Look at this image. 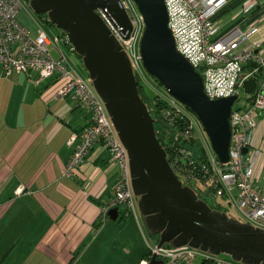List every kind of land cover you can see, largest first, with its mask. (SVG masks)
Returning a JSON list of instances; mask_svg holds the SVG:
<instances>
[{"label": "built area", "instance_id": "2783aa9c", "mask_svg": "<svg viewBox=\"0 0 264 264\" xmlns=\"http://www.w3.org/2000/svg\"><path fill=\"white\" fill-rule=\"evenodd\" d=\"M121 1L134 25L129 37L125 36L123 28L107 9L100 8L97 12L129 54L138 81L146 85L149 84L147 74L150 76V73L143 64L140 51L145 24L134 0ZM165 1L177 47L202 75L207 96L212 100L236 97L230 117V160L221 163L209 135L207 141H202L195 134V126L201 122L197 114L169 92L156 95L165 104V122L176 126L179 129L176 134L186 140L200 139L205 151L204 161H201L195 158L193 150L173 147L169 157L171 165L183 183L193 187L201 197L215 203L232 217L264 228V182L256 171L259 150L251 149L253 133L259 119L264 117V37L253 38L260 31L264 17L246 29L233 28L219 35L214 17L230 0ZM29 2L0 0V66L7 76L14 72H35L40 79L58 76L64 82L58 96H73L90 113L89 122L67 140V144L74 147V152L66 174L76 176L92 149L103 143L110 152L109 161L116 163L120 170L114 204L138 211L129 153L103 100L89 76H84L62 49L61 41L70 45L67 34L51 35L40 20L35 19L36 30L22 21L20 12ZM257 5L258 0H246L240 12L248 13ZM251 63L255 66L248 71L247 66ZM260 70L259 91L249 102L244 86L247 79ZM181 120L187 123L184 128ZM108 210V207L104 210L105 216ZM150 248L149 256L141 264H150L155 256L162 261L159 264H191L197 258L211 263L215 261L216 264H244L229 256H216L189 246L175 248L155 244Z\"/></svg>", "mask_w": 264, "mask_h": 264}, {"label": "water", "instance_id": "95a60500", "mask_svg": "<svg viewBox=\"0 0 264 264\" xmlns=\"http://www.w3.org/2000/svg\"><path fill=\"white\" fill-rule=\"evenodd\" d=\"M145 29L140 41L143 64L165 89L202 121L221 163L230 160V117L236 97L210 99L204 79L180 52L165 0H134ZM69 37L128 150L133 191L145 225L158 247L189 246L244 264H264V228L212 207L171 165L148 102L140 93L133 63L123 45L97 12L107 9L126 37L133 22L121 0H30ZM248 149H245L247 151ZM117 220L119 206L108 210ZM156 256L150 264H159Z\"/></svg>", "mask_w": 264, "mask_h": 264}, {"label": "crops", "instance_id": "0c3cea01", "mask_svg": "<svg viewBox=\"0 0 264 264\" xmlns=\"http://www.w3.org/2000/svg\"><path fill=\"white\" fill-rule=\"evenodd\" d=\"M245 1L230 0L215 15L219 35L246 29L264 17V0L241 13ZM30 17L24 11L22 21L27 25ZM262 22L254 39L264 37ZM63 44L73 51L61 41L63 50ZM63 83L58 76L40 79L35 72L7 76L0 66V264H128L119 259L134 252L130 229H135L137 243L143 217L139 209L133 212L124 205H119L117 220L104 215L107 207L117 206L120 170L109 161L103 143L92 149L76 176L66 174L74 152L67 140L89 122L90 113L73 96H58ZM260 119L251 149L259 150L262 162ZM146 250L144 246L138 258Z\"/></svg>", "mask_w": 264, "mask_h": 264}, {"label": "rangeland", "instance_id": "374dc122", "mask_svg": "<svg viewBox=\"0 0 264 264\" xmlns=\"http://www.w3.org/2000/svg\"><path fill=\"white\" fill-rule=\"evenodd\" d=\"M23 11L20 12V17L22 18V14L25 12L30 13V16L33 18H31L30 20H28L26 23L27 25L32 26L31 28L36 30L38 28V25L35 22V19L38 21H43L42 18L40 17L39 14H37L36 12H34V10L31 8L30 4H27L26 7L24 9H22ZM230 19V15H228L227 17H224L221 21L220 24L223 26L225 23L228 22V20ZM43 27L51 34H58L59 32H61L62 29L58 28L56 25L53 24H48L46 22H42ZM63 48L65 53L67 54V56L69 57V59L71 60V62L74 64V66L84 75V76H88V71L85 68L84 64H83V60L80 58V56L77 54V52H75L74 50L72 51L69 47H67L66 45L63 44ZM147 80L149 82V84L146 83V86L148 88V92L151 96L152 101L154 100V97H156L155 95H160L161 93H167L168 91L165 89V87L160 84L159 80L156 79L154 76H150L147 74ZM244 94L242 93V96ZM175 97V96H174ZM156 102V101H155ZM155 102L153 104H155ZM164 108H165V104H164ZM163 108V104H162V109ZM190 108V107H189ZM200 119V118H199ZM264 119V117L262 118ZM260 119V120H262ZM202 122V121H201ZM200 121L197 122L196 124V136H198L202 141H207L208 139V134L205 132V129L203 127V123H201ZM264 125V124H261ZM200 142V139L195 138ZM260 159H257V165H256V171L257 173L260 174V179L262 180V182H264V161H259ZM258 163H260V165L258 166ZM142 218V215H141ZM142 222H143V231L141 232L142 234L139 235L138 242L136 243V240L134 239V235L135 229H130L131 231V235L133 236L132 239L134 241V244H132L133 246V250L134 252L132 253L131 256H128L127 253L122 254L124 257H118L119 260L121 261H127L128 260V264H141L144 256L142 258H138L139 252L142 250V248L145 246V250L150 248L151 245H155V243L158 240L157 236H153L148 228L146 227V225L144 224V220L142 218ZM118 223L120 224V221H118ZM138 227H140V224H136ZM141 228V227H140ZM147 246V247H146ZM223 256H227V255H223ZM123 258V259H122ZM120 261V262H121ZM201 261V258H197L195 261V264H199V262ZM212 264H216L215 261L212 262Z\"/></svg>", "mask_w": 264, "mask_h": 264}, {"label": "trees", "instance_id": "16d2710c", "mask_svg": "<svg viewBox=\"0 0 264 264\" xmlns=\"http://www.w3.org/2000/svg\"><path fill=\"white\" fill-rule=\"evenodd\" d=\"M40 17L44 22L51 24L46 15H40ZM254 66L255 64L252 63L248 64L247 70L251 71L254 68ZM261 77H262V71L260 70L256 73H253L246 81V84L244 86V92L249 102H251L254 99L255 95L259 91ZM139 89L144 100L148 102L153 117L158 120V123H156L158 136L162 141L163 145L165 146V148L167 149L168 157H171V152L173 151V147L180 146V148H187L188 151L193 150L195 158L202 159L201 161H204L205 151L202 143L195 138L189 141L184 139L181 135H177L176 132H178L179 129L176 126H172L166 123L163 117V110L161 109H162V104L164 108V102L159 100V98L156 95H155L156 97H154V100L152 101L151 96L148 92V88L141 81H139ZM154 102L155 104H153ZM180 122H182L180 123L182 128L185 127L184 124L187 125V123H185L184 120H181ZM190 154L193 156L192 152ZM206 201L212 207L221 209V207L217 206L215 203L208 200ZM150 252H151V248H148L145 252V257H148ZM203 263L212 264L210 261H205V260L203 261Z\"/></svg>", "mask_w": 264, "mask_h": 264}]
</instances>
